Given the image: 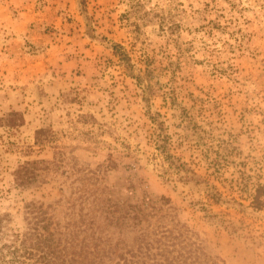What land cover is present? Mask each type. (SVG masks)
<instances>
[{
    "label": "rangeland",
    "instance_id": "374dc122",
    "mask_svg": "<svg viewBox=\"0 0 264 264\" xmlns=\"http://www.w3.org/2000/svg\"><path fill=\"white\" fill-rule=\"evenodd\" d=\"M40 128L50 134L36 143ZM260 184L264 0H0L10 228L25 230L38 202L58 235L92 252L97 237L131 239L111 210L134 204L145 231L182 232L220 264H264Z\"/></svg>",
    "mask_w": 264,
    "mask_h": 264
},
{
    "label": "trees",
    "instance_id": "16d2710c",
    "mask_svg": "<svg viewBox=\"0 0 264 264\" xmlns=\"http://www.w3.org/2000/svg\"><path fill=\"white\" fill-rule=\"evenodd\" d=\"M113 52L133 71L131 57L121 44H114ZM159 124L162 127L164 125L162 121ZM49 134L50 130L46 128L38 129L36 143L43 141ZM158 139L160 151L168 154L169 158V137L161 134ZM22 170L21 167L18 177L24 183ZM29 205L33 216L28 219L23 231L10 228L9 220L0 215V264H220L201 242L182 237V232L169 231L166 240L156 231H145L139 227L143 215L134 204H113L111 210V213L120 212L119 216H114L117 225L124 229L131 227L134 233L131 239L122 238L113 242L108 238L97 237L99 240L94 243L92 252H77L71 238H63L57 234V229L51 227L53 221L43 210L42 204L32 202ZM253 205L257 209H264L262 184L256 188Z\"/></svg>",
    "mask_w": 264,
    "mask_h": 264
}]
</instances>
